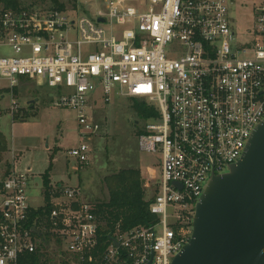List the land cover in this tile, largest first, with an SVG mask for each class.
I'll use <instances>...</instances> for the list:
<instances>
[{"label": "built area", "instance_id": "2783aa9c", "mask_svg": "<svg viewBox=\"0 0 264 264\" xmlns=\"http://www.w3.org/2000/svg\"><path fill=\"white\" fill-rule=\"evenodd\" d=\"M102 1L90 14L0 5V47L10 51L0 55V78L12 96L22 81L52 89L55 106L77 112L82 139L102 130L90 112L99 89L106 102L122 94L153 107L138 143L161 154L155 221L118 224L102 242L94 199L80 184L53 187L51 209L33 220L45 193L32 205V168L18 164L13 144L0 152V264H32L28 255L41 252L51 255L47 264H171L192 237L204 186L241 159L264 120V0L242 38L231 0ZM91 151L83 141L69 149L72 169L85 168Z\"/></svg>", "mask_w": 264, "mask_h": 264}, {"label": "rangeland", "instance_id": "374dc122", "mask_svg": "<svg viewBox=\"0 0 264 264\" xmlns=\"http://www.w3.org/2000/svg\"><path fill=\"white\" fill-rule=\"evenodd\" d=\"M98 1L101 4L95 0H77V9L80 14L94 13L99 6L103 7V1ZM20 2L25 6L35 5L42 8L53 5L52 0ZM256 3L257 0H231L232 28L239 37L253 29V8ZM68 6L73 8L70 2ZM5 52L10 53L8 49L0 47V55ZM8 87L9 83L0 78V90L3 93L0 98V139L7 146L6 150L0 152L7 155L14 142L18 156L21 155V167L25 163L32 166L29 188L32 205L38 206L45 201L42 176L51 161L52 184H80L85 197L90 200L93 197L95 205L110 198L105 178L123 169L140 170L147 199L155 197L161 174V154L147 153L139 149L138 137L144 127V118L139 116L135 107L138 99L113 94L111 100L106 102L102 90H97L95 98H91L90 112L93 119L102 126V130L88 140L81 138L77 112L69 107L54 105L56 95L52 89L38 86L34 81H22L12 96ZM14 97L17 99V107L11 110V100ZM80 141L89 144L92 151L90 163L75 171L71 167L75 159L68 152L69 149L79 146ZM157 232L160 233V229Z\"/></svg>", "mask_w": 264, "mask_h": 264}, {"label": "water", "instance_id": "95a60500", "mask_svg": "<svg viewBox=\"0 0 264 264\" xmlns=\"http://www.w3.org/2000/svg\"><path fill=\"white\" fill-rule=\"evenodd\" d=\"M194 213L192 237L171 264H264V120L241 159L212 174Z\"/></svg>", "mask_w": 264, "mask_h": 264}, {"label": "trees", "instance_id": "16d2710c", "mask_svg": "<svg viewBox=\"0 0 264 264\" xmlns=\"http://www.w3.org/2000/svg\"><path fill=\"white\" fill-rule=\"evenodd\" d=\"M52 7L58 9H70L69 2L73 8H77V0H52ZM0 5L6 8H22L35 5L25 6L22 5L20 0H0ZM71 8V9H73ZM3 93L0 90V98ZM137 112L141 118L147 119L152 116H156V111L153 107H150L145 101L138 100L135 103ZM0 150L7 149L4 140L0 139ZM49 168L44 172L42 179L45 187V199L47 201L46 206L43 208L35 209L32 212V219L37 216H43L51 209L50 196L53 188L52 181H50V172L52 169V161ZM107 186L109 188V200L96 205V214L101 218L102 224L99 229L100 240L102 242L107 241L108 232L114 231L119 224L121 229L127 230L139 225H148L155 221V216L150 212V205L152 199H147L144 188V181L141 178V172L137 169H123L122 171L107 176L105 178ZM155 194V193H154ZM43 264H47L51 259V255L47 252L35 253L34 255H28L27 261L33 262L32 264H38L41 261ZM44 259V261H43Z\"/></svg>", "mask_w": 264, "mask_h": 264}, {"label": "crops", "instance_id": "0c3cea01", "mask_svg": "<svg viewBox=\"0 0 264 264\" xmlns=\"http://www.w3.org/2000/svg\"><path fill=\"white\" fill-rule=\"evenodd\" d=\"M13 144H14V142H13ZM18 164H20V166H22V164H21V155L18 157ZM28 167L32 168V166L30 164H28V163H25V165H23V168H28ZM56 186L65 187V186H68V185H66L65 183L57 182V184L54 187H56ZM92 199H94V198L92 197Z\"/></svg>", "mask_w": 264, "mask_h": 264}]
</instances>
